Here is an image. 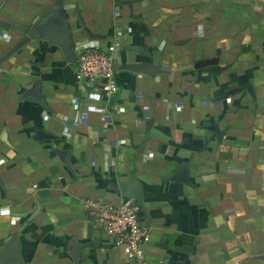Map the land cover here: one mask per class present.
<instances>
[{"label": "crops", "instance_id": "0c3cea01", "mask_svg": "<svg viewBox=\"0 0 264 264\" xmlns=\"http://www.w3.org/2000/svg\"><path fill=\"white\" fill-rule=\"evenodd\" d=\"M52 10L115 46L109 101L48 42L2 61ZM135 185L143 264H264V0H0V256L135 264L85 206Z\"/></svg>", "mask_w": 264, "mask_h": 264}, {"label": "built area", "instance_id": "2783aa9c", "mask_svg": "<svg viewBox=\"0 0 264 264\" xmlns=\"http://www.w3.org/2000/svg\"><path fill=\"white\" fill-rule=\"evenodd\" d=\"M115 46H103L97 40H88L75 54L74 74L91 90L89 99L107 102L116 94L118 85L113 70ZM77 109V105L73 106ZM102 111L107 108L103 106ZM90 218L97 231L102 233L112 248L122 253L135 264H143L145 246L149 243L148 230L140 224V209L131 199L118 205L86 201Z\"/></svg>", "mask_w": 264, "mask_h": 264}, {"label": "water", "instance_id": "95a60500", "mask_svg": "<svg viewBox=\"0 0 264 264\" xmlns=\"http://www.w3.org/2000/svg\"><path fill=\"white\" fill-rule=\"evenodd\" d=\"M31 41L48 42L60 49L65 61L68 64L75 63V58L73 56V51L71 48L69 33L65 19L59 17L55 10H52L50 14L41 23H39L34 29H32L25 38L18 42L15 47L3 58L2 61L9 58L11 55L16 53L19 49H21L23 46H25ZM124 69L136 73H149L147 72L148 69L144 66H126ZM113 70L115 71L116 67H113ZM26 99L35 100L34 98ZM125 197L135 201L140 211H142L144 216L147 218L146 211L142 206V196L138 186L135 185L134 190L133 188L131 191L127 190ZM7 259L14 260L13 263L17 262L18 260V242L16 237L12 239V242L8 245L7 249L0 256V264L10 263L6 262Z\"/></svg>", "mask_w": 264, "mask_h": 264}]
</instances>
